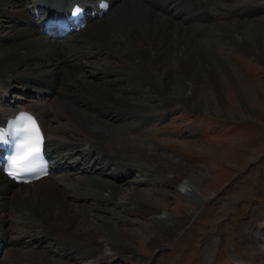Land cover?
Returning <instances> with one entry per match:
<instances>
[{
    "label": "bare ground",
    "instance_id": "bare-ground-1",
    "mask_svg": "<svg viewBox=\"0 0 264 264\" xmlns=\"http://www.w3.org/2000/svg\"><path fill=\"white\" fill-rule=\"evenodd\" d=\"M55 1L65 2L0 0V127L19 111L32 114L54 163L47 178L19 188L0 168V264H89L97 252L109 262L127 255L149 264L155 257L146 261L123 244L130 227L141 224L131 217L149 215L155 237L169 240L187 225L159 209L152 192L138 189L142 182L135 176L162 175L154 164L164 159L157 141L147 142L144 135L166 118L170 103L207 111L226 103L237 108L243 105L236 100L242 89L249 104L258 106L254 83L216 51L253 45V59L264 62V30L247 20L235 27L214 23L250 19L264 5L252 1L230 9L231 3L222 2L234 0H106L110 8L100 14L103 0H80L75 12L86 27L77 31L72 24L70 32L47 35L41 23ZM152 99L168 103L156 108L149 105ZM157 109L162 116L154 118L150 113ZM146 160L154 162L151 168ZM56 173L61 177L51 180ZM162 176L156 185L168 186ZM198 186L190 178L179 190L181 201L193 199V216L212 196ZM148 199L156 209L148 210Z\"/></svg>",
    "mask_w": 264,
    "mask_h": 264
},
{
    "label": "rangeland",
    "instance_id": "rangeland-1",
    "mask_svg": "<svg viewBox=\"0 0 264 264\" xmlns=\"http://www.w3.org/2000/svg\"><path fill=\"white\" fill-rule=\"evenodd\" d=\"M234 2H222V6L231 3L230 9L235 4L249 7L250 2L264 5V0ZM254 16L242 20L240 17L226 18L214 24L230 22L235 27L237 22L247 20L252 22L250 25L255 22L264 30V9ZM243 28L249 32L246 26ZM252 49L253 45L243 51L230 46L217 50L216 55L222 56L244 80L254 83L252 87L258 97V106L249 104L242 89L239 94L231 89L237 94L236 100L243 102L237 108L226 103L207 111L206 106L194 110L183 102L170 103L166 118L155 123L144 135L147 142L157 141L155 147L164 157L159 164L150 160L144 164L150 168V163L154 164L163 176L138 174L135 179L142 182L138 189L145 194L152 192L159 209L168 211L187 225L181 236L169 240L155 237L147 221L149 215L131 217V220L141 223L130 227L136 237L130 231L126 233L124 243L122 239L120 243L134 247L146 261L155 257L149 264H264V62L253 59ZM222 74L218 71L216 75L221 95L224 94ZM201 77L205 79L202 74ZM207 90L211 93L210 87ZM166 103L152 99L149 105L160 108ZM160 113L161 109H157L150 114L156 118L162 116ZM202 143L205 148L201 147ZM79 165L85 167L83 163ZM161 176L169 178L168 186L156 185ZM60 177L61 173H56L51 180ZM190 178L201 183L198 187L203 194L212 195L196 216H193V199L187 197L181 201L179 197L180 186ZM48 182L24 190L47 185ZM147 204L149 211L156 209L149 199ZM34 224L36 226V222ZM160 246H164L162 251L155 253ZM104 258L103 253L97 252L89 264H139L128 260L127 255L111 258L110 262ZM3 259L4 254L0 256V263ZM7 263L14 264L13 261Z\"/></svg>",
    "mask_w": 264,
    "mask_h": 264
},
{
    "label": "snow or ice",
    "instance_id": "snow-or-ice-1",
    "mask_svg": "<svg viewBox=\"0 0 264 264\" xmlns=\"http://www.w3.org/2000/svg\"><path fill=\"white\" fill-rule=\"evenodd\" d=\"M34 131L36 133V139L32 141L26 140V143L21 146L24 151L23 155L19 158L21 164L18 166L22 169V171H27L30 168L31 164L35 162V159L39 153L40 138L38 136V129H35ZM27 135L28 134L26 133V136ZM23 161H28V163L25 164Z\"/></svg>",
    "mask_w": 264,
    "mask_h": 264
}]
</instances>
